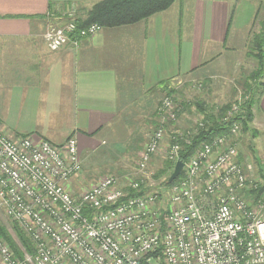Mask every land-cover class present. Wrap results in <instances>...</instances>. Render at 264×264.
I'll return each instance as SVG.
<instances>
[{
  "label": "built area",
  "instance_id": "2783aa9c",
  "mask_svg": "<svg viewBox=\"0 0 264 264\" xmlns=\"http://www.w3.org/2000/svg\"><path fill=\"white\" fill-rule=\"evenodd\" d=\"M75 14L48 28L51 51L78 46L102 30L97 24L79 30ZM240 110L234 104L225 121ZM178 111L163 97V124L138 156L140 177L126 183L107 175L81 192L76 138L56 145L0 131V210L33 249L29 254L20 245L17 257L0 231V264H264V204L258 201L255 209L249 203L258 182L252 166L240 160V123L203 142L184 162L181 141L188 143L205 125L167 140L164 121L176 122ZM158 155L173 164L172 173L184 163L182 174L170 183V173L163 186L148 171Z\"/></svg>",
  "mask_w": 264,
  "mask_h": 264
},
{
  "label": "crops",
  "instance_id": "0c3cea01",
  "mask_svg": "<svg viewBox=\"0 0 264 264\" xmlns=\"http://www.w3.org/2000/svg\"><path fill=\"white\" fill-rule=\"evenodd\" d=\"M99 1L0 0V131L56 145L76 138L85 163L120 128L129 140L140 134L133 144L139 153L141 137L147 144L151 127L163 124L158 107L168 92L174 91L180 122L194 116L184 109L191 86L218 85L254 61L255 14L243 23L237 0H176L142 22L102 28L78 46L48 48L50 25L71 10L84 16ZM254 112L255 126L264 128V92ZM122 149L119 176L129 171V149Z\"/></svg>",
  "mask_w": 264,
  "mask_h": 264
},
{
  "label": "rangeland",
  "instance_id": "374dc122",
  "mask_svg": "<svg viewBox=\"0 0 264 264\" xmlns=\"http://www.w3.org/2000/svg\"><path fill=\"white\" fill-rule=\"evenodd\" d=\"M251 12H254L255 19L253 20L254 22L249 32V40H253L257 37L260 40V38H262V35H264V0H237V13L239 14V16H241L243 23L249 21V19L247 18H249V14H251ZM242 22H240V25H243ZM256 67L257 62L249 59L248 61H244L243 67L237 69V71H235L234 74L232 73L229 78L220 77L221 79L219 80L218 85L215 84L211 87L208 83L202 81L201 83L196 84L194 87L191 86V88L188 89V94L186 95L188 98V101L186 103L195 105L196 100H198L201 104V107L199 106V108H197L196 105L195 109L194 107H191L194 116H190L188 118L184 117L180 122L177 121L174 126H166L168 136L167 140H172V137L178 134L183 138H186L187 131L192 132L195 126H198L197 123L206 124L203 118V112H207L208 115L211 116H216L219 108L227 104H232L236 100H239L240 96L243 93V85L246 81V78L250 74H252ZM166 96L170 97L169 95ZM170 98L174 101L173 97ZM174 103L178 108H180L175 101ZM233 107L234 105L230 109L231 111ZM256 113L258 118V112ZM256 113L254 112L253 121L250 124L248 132L240 133L238 137V151L244 162L252 166V174L255 177L256 182L261 184V177L264 175V128H262L261 126H255ZM164 123H166L167 125V120H165ZM158 127L159 126L151 127V131L153 132V130L157 129ZM152 132L150 134H152ZM126 134L127 131L125 129H117L116 132L113 133L112 137H110L107 144L103 146L92 159H88L85 163L83 162V172L81 176L82 178L80 179L81 184L78 188L80 190L78 192H81L82 189L90 186V184L92 183L99 181L107 175H114L118 177L122 182L126 183L128 180H133L137 177H140L136 170V163L138 161L139 153L146 145L145 142L147 139L141 137V141H143V144L140 147L141 149H139L138 153L133 144L138 143V139L136 140V138H138L140 134H135V138H132L130 140L126 139ZM125 143L129 146L116 145ZM130 145H133L134 149ZM122 148L129 149L127 150L129 151V153L125 155V163L127 168H129V171L125 172L122 176H119L117 169H119L118 167L121 165V163L118 161V156L120 154L118 150ZM121 151L123 152V149ZM167 163L161 155H158L153 158L152 162L149 165L148 171L155 176L157 173L166 168ZM170 173H172L171 169L168 175H170ZM167 176H164L162 177V179L157 180L159 183L158 186L165 185L164 179H166ZM258 201H262L264 204V198H261L257 201L255 200V198H249L251 207L255 209L257 207ZM0 217L6 220V222L0 223V225L2 224L1 227L9 233L14 242L19 246L20 241L13 230V222L6 216H4L1 210Z\"/></svg>",
  "mask_w": 264,
  "mask_h": 264
},
{
  "label": "trees",
  "instance_id": "16d2710c",
  "mask_svg": "<svg viewBox=\"0 0 264 264\" xmlns=\"http://www.w3.org/2000/svg\"><path fill=\"white\" fill-rule=\"evenodd\" d=\"M176 0H101L94 4L86 14L80 15L81 11H76L75 23L77 28L84 29L92 24H97L102 28H116L131 24H136L147 20L151 16L164 12L170 9ZM83 14V13H82ZM65 18V17H63ZM66 19H63V21ZM259 35V34H258ZM258 38V37H257ZM253 39L250 42L249 55L257 62V67L250 74L243 85V93L239 100H236L232 104H227L219 108L216 116L208 115L207 112H203V118L206 124L205 128L199 132L198 135L190 139L188 143L181 141V160L186 162L188 158L193 155L202 145L203 142L211 140L214 136L226 134L229 132V127L238 122L241 125V133L248 132L250 124L254 117V108L258 107L260 103V97L264 92V35L262 38ZM253 46H252V45ZM254 48V49H253ZM174 99V91L167 93ZM175 101V99H174ZM176 102V101H175ZM234 104L240 105V112L233 116L232 119L225 121L227 113L230 111ZM195 105L197 108L201 107V104L196 100ZM194 104L185 103L184 109L191 112V107H195ZM179 109V108H178ZM181 113L178 111V119ZM177 119V120H178ZM176 122L167 121L166 126H174ZM240 160H244L240 156ZM173 167L172 163H167L166 168L154 177L156 180L162 179L167 176L170 169ZM261 184L258 183L256 189L249 191V198H255L260 200L264 198V175L261 177ZM168 179L165 180V184H168ZM13 230L17 235L20 244L26 249L29 254L33 253L32 245L26 235L19 229V227L13 223ZM0 231L3 237L7 240L16 256L21 258L22 252L20 247L12 240L11 236L0 225Z\"/></svg>",
  "mask_w": 264,
  "mask_h": 264
},
{
  "label": "water",
  "instance_id": "95a60500",
  "mask_svg": "<svg viewBox=\"0 0 264 264\" xmlns=\"http://www.w3.org/2000/svg\"><path fill=\"white\" fill-rule=\"evenodd\" d=\"M183 168H184V163L182 161L177 162L175 169H174V172L172 173V175L169 178L170 183L175 181L182 174Z\"/></svg>",
  "mask_w": 264,
  "mask_h": 264
}]
</instances>
